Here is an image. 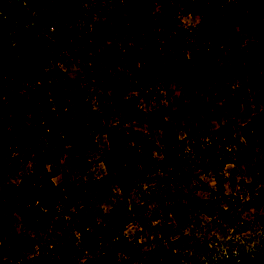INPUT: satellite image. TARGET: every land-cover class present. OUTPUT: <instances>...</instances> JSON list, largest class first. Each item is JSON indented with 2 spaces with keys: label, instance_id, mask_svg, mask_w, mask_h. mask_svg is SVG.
Wrapping results in <instances>:
<instances>
[{
  "label": "trees",
  "instance_id": "trees-1",
  "mask_svg": "<svg viewBox=\"0 0 264 264\" xmlns=\"http://www.w3.org/2000/svg\"><path fill=\"white\" fill-rule=\"evenodd\" d=\"M45 1L0 0V78L4 94L6 89L16 94L9 96L12 117H2L0 106V146L13 143L22 150L33 151L35 156L18 186L0 196L7 213L45 225L55 216L57 200L67 210L76 207L81 188L71 178L72 168L85 155L87 137L93 139L102 126L99 112L83 105L86 95L81 85L86 81L107 85L121 100L158 84L177 85L184 98L197 91L205 92L218 81L224 88L225 97L221 98L225 108L234 115L243 103L233 102L239 92L256 91L260 84L264 87V38L243 44L234 31L235 24L264 31V0H180L181 9L172 0H105L104 5L93 9L94 16L83 31L82 24L89 14V9H85L87 0H70L75 13H66L64 32L56 41H49L43 57L36 47L49 26L44 15ZM175 10L183 16H199L200 20L194 27L186 28ZM7 18L10 21L5 23ZM73 48L75 57L83 63L84 78L72 80L61 67H55L61 87L49 84L48 61L63 63L67 60L66 51ZM22 61L27 64L22 65ZM55 108L65 112L58 115ZM190 128L194 135L192 149L185 147V139L179 138L173 128L165 129L163 148L157 158L150 150V141L140 146L136 139V144L127 148L122 137L104 127L111 152L102 187L114 185L124 198L145 177L159 174V180L165 181L187 174L190 151L205 163L221 168L225 160L243 167L257 149H264V117L254 125V138L242 151L244 144L236 142L229 125ZM42 139L48 142L45 147L40 145ZM261 171L264 173V169ZM56 176L60 179L55 183L52 179ZM187 180L188 184L192 182L190 177ZM258 192L257 203L264 204V188ZM173 198L179 197L174 194ZM187 199L190 207L179 199L169 203L168 213L185 218L192 206L205 208L204 199ZM113 213L125 225L126 212ZM68 223L71 237L66 233L59 246L64 260L72 258L68 249L77 242L82 248L88 247L91 228L103 234L90 214L73 213ZM18 244L13 238L0 241V264H27L26 257L18 255ZM173 250L171 246L170 251ZM120 252L129 256L126 247ZM50 258V249L40 248L31 261L49 264ZM105 259L102 256L101 262Z\"/></svg>",
  "mask_w": 264,
  "mask_h": 264
},
{
  "label": "rangeland",
  "instance_id": "rangeland-1",
  "mask_svg": "<svg viewBox=\"0 0 264 264\" xmlns=\"http://www.w3.org/2000/svg\"><path fill=\"white\" fill-rule=\"evenodd\" d=\"M172 1L179 9L183 7L180 0ZM104 4L105 0L85 2V9L90 12L82 24V31L94 16L93 9ZM43 7L49 26L39 37L36 50L45 57L49 41H56L64 32V16L75 11L71 9L70 0H59L57 4L46 0ZM175 12L186 28L194 27L200 20L199 16ZM9 21L7 18L5 23ZM234 31L243 44L264 38L263 29L235 24ZM73 49L66 51L67 60L63 63L55 59L48 61L49 84L61 87L55 67H61L72 80L84 78L83 63L75 57L76 48ZM81 87L86 95L83 105L99 112L102 126L95 131L93 139L87 137L85 155L72 168L71 178L81 188L76 207L67 210L57 200L55 216L47 224L40 225L7 213L0 200V241L13 238L19 243L18 255L26 257L27 264H32L31 259L40 248L50 249L49 264H89V261L94 264H147V261H152L151 264H242L244 260L264 264V204L257 203L258 189L264 188L261 171L264 169V149H257L243 167L225 160L221 168L205 163L196 152L190 151L187 153V174L177 180L165 181L159 180V174L145 177L128 190L124 198L116 186L103 188L101 183L108 174L106 164L111 152L104 127L122 137L127 148L137 141L140 146L144 141H150L151 152L160 158L165 129L173 128L179 138L185 139V147L192 149L191 125H207L212 129L229 125L236 142L244 144L240 148L242 151L254 138V125L264 117V87L261 84L256 91H241L236 95L233 102H243L236 115L226 110L221 98L225 97L224 88L218 81L205 92L197 91L184 98L177 85L142 88L128 94L124 100L117 98L105 84L86 81ZM9 91L6 89L4 94L0 78L2 117H12L10 98L16 94ZM55 111L58 115L65 112L59 108ZM27 121H30L29 117ZM187 128L190 132L185 130ZM40 145L45 147L48 142L42 139ZM34 157L33 151L22 150L13 143L5 142L0 146V196L18 186L20 177L30 171ZM59 164H63V159ZM189 177L192 182L188 184ZM59 179L56 176L52 180L56 183ZM174 194L179 198L175 200ZM187 196L192 200L204 199L205 208L192 206L185 218L168 213L169 203L179 199L190 207ZM113 210L119 214L126 212L125 225L116 218ZM77 212L92 215L103 234L99 235L91 228L93 235L88 247L82 248L77 242L68 249L72 258L64 260L59 246L66 233L71 237L68 221ZM122 247H126L129 256L120 252ZM102 256L106 257L104 263ZM3 264H7L6 261Z\"/></svg>",
  "mask_w": 264,
  "mask_h": 264
}]
</instances>
